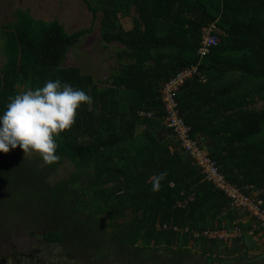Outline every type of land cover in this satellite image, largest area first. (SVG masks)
<instances>
[{
	"label": "trees",
	"instance_id": "trees-1",
	"mask_svg": "<svg viewBox=\"0 0 264 264\" xmlns=\"http://www.w3.org/2000/svg\"><path fill=\"white\" fill-rule=\"evenodd\" d=\"M121 1H108L99 22L102 41L117 43L118 59H128L106 87L75 67H61L87 30L67 33L57 21L36 20L21 9L13 23L0 26V115L19 86L34 90L48 80L93 98L91 111L83 105L71 131L58 138V163L0 161V178L15 172L36 179L51 210L53 223L42 235L49 243L63 241L60 225L84 222L110 227L106 236L122 245L119 254L137 242L143 250L177 252L217 244L190 243L191 233L241 225L245 212L232 208L169 136L160 90L178 71L196 67L175 96L180 116L192 138L210 142L206 152L225 180L245 194L258 192L264 202V0ZM83 2L94 16L89 0ZM123 17L131 18V27L121 25ZM211 24L217 44L199 56L202 29ZM162 127L167 134L159 140ZM64 159L75 170L50 186ZM162 172L167 176L154 192L151 178ZM82 177L86 186L78 189ZM243 240L252 242L245 235L234 242Z\"/></svg>",
	"mask_w": 264,
	"mask_h": 264
},
{
	"label": "rangeland",
	"instance_id": "rangeland-1",
	"mask_svg": "<svg viewBox=\"0 0 264 264\" xmlns=\"http://www.w3.org/2000/svg\"><path fill=\"white\" fill-rule=\"evenodd\" d=\"M108 1L122 2L89 0L95 11L93 16L83 0H0V26L13 23L15 10L21 9L36 20L57 21L67 33L87 30L77 45L69 49L61 67L77 66L81 74L91 76L98 87H106L110 76L128 62L127 58L118 59L117 52L121 47L117 43L106 44L100 37L101 11ZM120 23L127 29L131 27L132 20L130 17H123L120 18ZM4 60L0 39V69ZM17 89L19 93L28 90L22 86ZM0 161L18 162L25 166H45L40 157L35 154L25 156L20 148L12 149L8 154L0 153ZM74 170V165L64 159L49 177V185L53 186L56 182L68 178ZM14 173L0 178V261H6L2 264H15V258L11 259V256L20 257L22 260L20 264H30L33 260L37 264H88L87 258L81 257L88 253L98 258L101 256L97 261L99 264L109 260L102 258L103 256L113 261L119 259L122 245L109 238L110 235L106 236L112 233L111 228L106 225L101 226L104 231L84 222L60 225L64 232L63 241L59 243L44 241L42 235L48 230L47 223H53L52 218L48 217L51 210L45 204L44 191H40L33 177L20 178V175L16 176ZM78 183V189L85 187V178L82 177ZM251 239L252 244H262L264 249L263 237ZM217 244L227 245L218 241ZM199 246L198 243L192 245V248L198 250ZM156 254L169 253L164 246H160Z\"/></svg>",
	"mask_w": 264,
	"mask_h": 264
},
{
	"label": "clouds",
	"instance_id": "clouds-1",
	"mask_svg": "<svg viewBox=\"0 0 264 264\" xmlns=\"http://www.w3.org/2000/svg\"><path fill=\"white\" fill-rule=\"evenodd\" d=\"M92 103L93 98L85 91L59 79L10 96L6 110L0 115V153L20 148L25 156L40 157L44 165L58 163L61 159L57 155L58 138L71 131L79 109L88 105L91 111ZM166 176L162 172L151 178L152 191L161 190Z\"/></svg>",
	"mask_w": 264,
	"mask_h": 264
},
{
	"label": "built area",
	"instance_id": "built-area-1",
	"mask_svg": "<svg viewBox=\"0 0 264 264\" xmlns=\"http://www.w3.org/2000/svg\"><path fill=\"white\" fill-rule=\"evenodd\" d=\"M214 28V25L211 24L202 29L200 48L198 50L199 56H202L208 48L217 44ZM195 71V66L184 68L162 84L160 93L165 128L169 131V136L178 143L179 148L191 158L192 164L197 167L204 179L210 181L216 188L222 191L228 198L229 205L234 209L245 212V216L241 221V225H234L230 229L192 231L190 243L204 239L207 241L223 242L229 245L244 234L250 238L252 237L254 240L260 237L264 238V202L259 198L258 192L253 191L245 194L235 185L229 184L219 172L216 162L208 156L203 144L197 138L191 137L190 127L185 124L178 112L177 101L175 99L176 93L180 86ZM139 115L150 117L149 113L139 112ZM248 225H250V228H247Z\"/></svg>",
	"mask_w": 264,
	"mask_h": 264
},
{
	"label": "flooded vegetation",
	"instance_id": "flooded-vegetation-1",
	"mask_svg": "<svg viewBox=\"0 0 264 264\" xmlns=\"http://www.w3.org/2000/svg\"><path fill=\"white\" fill-rule=\"evenodd\" d=\"M139 246V242L131 245L128 253L124 251L123 254L119 255V259L114 261L103 256L102 258L109 260H107L108 262H102L107 264H264L262 244H252L246 240H243V242L233 241L229 245L223 246L222 244H208L205 245L206 247L199 246L198 250L192 248L191 245L182 248L179 252L174 248L171 250L165 249L169 254L164 255L156 254L157 248L143 250ZM88 254L81 257L87 258L86 262L88 264H99L97 261L101 256L98 258L94 254ZM14 258L15 264H20V261H22L20 257L11 256V259ZM18 258H20L19 261ZM33 262L37 264L35 260L30 264H34ZM2 263H6V261L1 260L0 264Z\"/></svg>",
	"mask_w": 264,
	"mask_h": 264
},
{
	"label": "crops",
	"instance_id": "crops-1",
	"mask_svg": "<svg viewBox=\"0 0 264 264\" xmlns=\"http://www.w3.org/2000/svg\"><path fill=\"white\" fill-rule=\"evenodd\" d=\"M79 42V41H78ZM111 44V43H110ZM77 45V44H76ZM75 46V45H74ZM73 46V47H74ZM70 67H73V66H70ZM75 68H77V69H79L77 66H75ZM79 71H80V69H79ZM81 72V71H80ZM110 81V80H109ZM260 103H258L256 106L257 107H260ZM160 130H166L164 127H162V128H160L158 131H156V134L160 131ZM167 134V133H166ZM200 142H201V140L203 139V137H202V135H198L197 137H196ZM205 147H210V142L209 141H207V140H202V142H201Z\"/></svg>",
	"mask_w": 264,
	"mask_h": 264
},
{
	"label": "water",
	"instance_id": "water-1",
	"mask_svg": "<svg viewBox=\"0 0 264 264\" xmlns=\"http://www.w3.org/2000/svg\"><path fill=\"white\" fill-rule=\"evenodd\" d=\"M157 136L159 138V140H161L162 138H164V136H166V130H160L158 133H157ZM204 146V145H203ZM206 146V145H205ZM204 146V147H205ZM205 148H209L208 146L205 147Z\"/></svg>",
	"mask_w": 264,
	"mask_h": 264
}]
</instances>
